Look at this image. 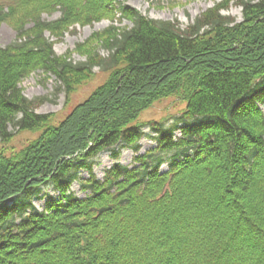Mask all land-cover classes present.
Returning <instances> with one entry per match:
<instances>
[{
	"label": "trees",
	"instance_id": "1",
	"mask_svg": "<svg viewBox=\"0 0 264 264\" xmlns=\"http://www.w3.org/2000/svg\"><path fill=\"white\" fill-rule=\"evenodd\" d=\"M22 1L14 7L30 4L36 26L0 50V202L20 194L12 208L0 206V264H264V113L256 105L264 103V0H226L186 28L122 6L133 25L101 38L107 58L94 53L79 64L59 59L44 30L116 8L105 0ZM231 1L243 21L221 13ZM57 5L64 16L41 21ZM39 67L68 94L95 67L108 78L58 122L38 113L40 102L18 84ZM171 95L186 100L184 119H195L183 139L158 124V147L139 167L117 165L102 182L92 176L87 200L66 194L78 168L102 150L120 142L138 149L142 132L131 124ZM11 127L40 135L16 148ZM176 149L171 171L160 174L162 153ZM49 181L66 201L44 213L31 199Z\"/></svg>",
	"mask_w": 264,
	"mask_h": 264
},
{
	"label": "rangeland",
	"instance_id": "2",
	"mask_svg": "<svg viewBox=\"0 0 264 264\" xmlns=\"http://www.w3.org/2000/svg\"><path fill=\"white\" fill-rule=\"evenodd\" d=\"M133 8L138 9L143 15L156 20L171 21L177 23L181 28H186L188 25L195 22L197 17L202 15L217 4L225 0H123ZM224 15L234 19L233 21L240 22L243 17L242 8L237 2L231 1L228 10L222 12ZM25 16L22 9L17 12H11L5 19L0 20V50L16 41L17 33L21 30H27L31 25ZM60 16V13H55L52 16L44 15L46 20H54ZM17 20L15 21V19ZM95 19H86L81 21L73 28H65L61 32H47L46 37L54 40L52 49L58 58L62 61L69 60L74 64L87 62L88 58L94 53L107 58L111 51L103 45L102 37L106 38L109 30L111 32L118 29L119 31L132 26L129 19L120 20L103 18L99 21L91 23ZM114 29V30H113ZM116 30V32L118 31ZM44 67H39L32 71L28 76L22 77L19 85L22 93L30 100H42V104L38 109L39 113H53L55 119H61L75 104L87 98L101 83H103L107 75L100 73V68L95 67L93 75L89 81L82 84L75 92L68 97L65 91L63 82L57 80V76L52 72H46ZM86 74L81 73L75 76V79H81ZM184 103L179 99L169 98L156 103L152 108L144 110L139 116V121L149 122L150 120H161L183 109ZM171 120V119H170ZM168 120L167 127L173 124V121ZM13 131V127L10 128ZM15 130V129H14ZM151 131V130H150ZM145 135L141 139V150L139 154L153 148L156 143L148 127L144 129ZM177 131L176 135H179ZM36 136L34 131H23L10 141L9 145L16 148L24 145L28 140ZM118 155V159L113 154ZM136 153L129 146L122 145L114 150H108L102 153L101 156L92 161L93 171L100 177L104 175L110 167L116 162H121L126 165L133 166ZM168 165H164L162 170H166ZM80 178H87L88 170L83 169L80 173ZM73 191L79 196H84L85 192L81 190L79 182L73 185ZM57 191L52 186L43 189L41 196L34 199L35 205L44 209L46 202L50 198H56Z\"/></svg>",
	"mask_w": 264,
	"mask_h": 264
}]
</instances>
